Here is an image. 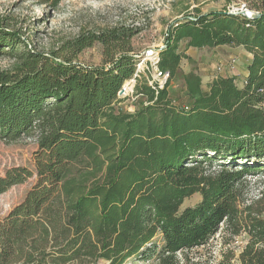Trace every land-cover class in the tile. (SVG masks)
Wrapping results in <instances>:
<instances>
[{
  "label": "trees",
  "instance_id": "1",
  "mask_svg": "<svg viewBox=\"0 0 264 264\" xmlns=\"http://www.w3.org/2000/svg\"><path fill=\"white\" fill-rule=\"evenodd\" d=\"M253 9L258 19L219 12L169 27L159 62L169 81L157 95L136 85L132 113L115 106L135 70L140 28L82 32L43 53L0 18V60L11 64L0 69V141L36 144L34 171L0 176V195L36 178L0 221V264H201L188 252L220 229L226 249L215 264H264V191L246 199L247 178L264 177V0ZM181 42L186 50L242 47L251 55L243 85L216 77L202 93L201 79L189 76L187 109L177 106L168 87L187 59ZM95 44L100 66L75 61ZM242 235L236 255L227 246Z\"/></svg>",
  "mask_w": 264,
  "mask_h": 264
},
{
  "label": "rangeland",
  "instance_id": "2",
  "mask_svg": "<svg viewBox=\"0 0 264 264\" xmlns=\"http://www.w3.org/2000/svg\"><path fill=\"white\" fill-rule=\"evenodd\" d=\"M53 1L0 0V18L6 20L8 29L18 31L29 47L43 53L59 49L62 43L82 32H98L117 25L138 27L140 33L132 39L133 53L138 54L152 46H165L169 27L184 18L195 17L198 14L236 12L242 8L254 12L253 5L256 2V0H61L53 7ZM177 51L187 57L182 59L179 70L168 87L169 97L177 106L185 105V80L189 76L196 75L200 78L201 75L203 84L208 85L212 77L230 75L235 78L238 87L243 85L242 74L248 58L242 48L227 46L186 50L184 42H181ZM75 61L87 67L100 66L101 46L95 44L84 50ZM10 65L9 61L0 60L1 70L8 69ZM122 100L123 102L115 108L126 113H132L140 103L138 97ZM35 151L36 144L33 138H22L14 144H4L0 141V176L12 167L25 166L34 171ZM35 181L34 175L25 183L12 186L0 195V221L23 201ZM261 191H264L262 175L247 178L248 201L256 199ZM199 200L200 197L195 195L186 200L183 207L194 206ZM222 234L223 230L220 229L204 248L189 251L192 261L215 264L220 253L226 249L222 244ZM246 241L247 237L242 235L227 247L233 248L237 255ZM153 242L158 247L162 245L160 236H156ZM124 264H156V261L154 258L141 261L134 257Z\"/></svg>",
  "mask_w": 264,
  "mask_h": 264
},
{
  "label": "built area",
  "instance_id": "3",
  "mask_svg": "<svg viewBox=\"0 0 264 264\" xmlns=\"http://www.w3.org/2000/svg\"><path fill=\"white\" fill-rule=\"evenodd\" d=\"M165 46H152L144 50L142 53L134 54V73L125 80L117 92L118 99L130 98L134 96V88L136 85L146 84L154 94L166 86L169 81V73L159 69L160 52ZM233 62V61H232ZM151 68V71H150Z\"/></svg>",
  "mask_w": 264,
  "mask_h": 264
},
{
  "label": "crops",
  "instance_id": "4",
  "mask_svg": "<svg viewBox=\"0 0 264 264\" xmlns=\"http://www.w3.org/2000/svg\"><path fill=\"white\" fill-rule=\"evenodd\" d=\"M221 47H227V46H221ZM229 47V46H228ZM236 48H242V47H236ZM243 49V48H242ZM244 50V49H243ZM244 52H245V54L247 55V58H248V60L246 61V65H245V69H244V73L242 74V79H243V81L245 80V78H246V76H247V65L249 64V62L251 61V55L250 54H248L245 50H244ZM233 69H235V68H233ZM229 74V73H228ZM202 76L200 75V78H201ZM220 77H231L230 75H228V76H220ZM216 78V76L215 77H212V79H211V81L213 80V79H215ZM210 81V82H211ZM210 82L208 83V85L206 84V85H204L203 84V81H202V78H201V86H200V89H201V91H202V93H206L207 91H208V86H209V84H210ZM184 91H185V89H184ZM187 100V99H186ZM186 100H185V105H183V106H186Z\"/></svg>",
  "mask_w": 264,
  "mask_h": 264
},
{
  "label": "water",
  "instance_id": "5",
  "mask_svg": "<svg viewBox=\"0 0 264 264\" xmlns=\"http://www.w3.org/2000/svg\"><path fill=\"white\" fill-rule=\"evenodd\" d=\"M226 15H233V16H236V15H239V16H242L246 19H249V20H253V19H258L261 15L258 13V12H251V11H248L246 9H240L239 11H236V12H224ZM184 109H187L186 106H182Z\"/></svg>",
  "mask_w": 264,
  "mask_h": 264
}]
</instances>
